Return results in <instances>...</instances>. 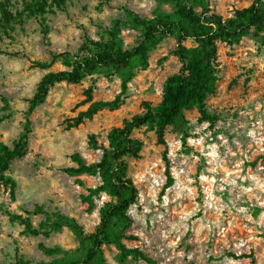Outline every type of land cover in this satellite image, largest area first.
Here are the masks:
<instances>
[{"label": "rangeland", "instance_id": "374dc122", "mask_svg": "<svg viewBox=\"0 0 264 264\" xmlns=\"http://www.w3.org/2000/svg\"><path fill=\"white\" fill-rule=\"evenodd\" d=\"M208 1L222 17L250 3ZM123 7L149 16L154 2L73 0L66 10L47 17L46 34L40 21L32 18L16 29L12 40H0V97L12 109L11 116L0 123V141L10 145L16 138L41 76L62 68L53 63L42 69L33 62H49L53 53L73 52L83 32L95 38L96 25H108L112 18L122 16ZM121 35L125 45L136 38V32L129 29ZM176 44L173 37H167L151 51L147 68L129 83L118 108L102 109L76 126H72L73 118L90 100L118 94L119 79L92 75L77 83L56 82L49 88L45 101L30 116L32 132L26 153L6 172L17 183L14 200L0 181V264H14L16 253L34 261L48 259L38 249L39 242L76 246L66 229L47 237L23 234L22 226L10 222L1 209L26 216L34 204H43L47 210L58 207L87 232L94 230L99 221L97 207L108 197H95L96 205L89 209L80 198L85 190L77 177L62 168L74 165L73 152L86 162L98 160L101 150L87 147L89 134H96L98 143L106 145L111 126L142 111L143 101L160 100L164 80L179 68L171 54ZM217 64L219 80L207 98L212 121H199L196 109L186 110L185 121L167 127L164 144L144 127L133 132L142 148L137 158L126 157L128 176L138 192L128 211L132 224L124 242L140 248L156 264H264V46L259 47L250 34L232 46L219 43ZM78 178L86 186L100 182L97 176ZM29 218L36 225L43 215ZM103 250L106 264H118L113 245Z\"/></svg>", "mask_w": 264, "mask_h": 264}, {"label": "trees", "instance_id": "16d2710c", "mask_svg": "<svg viewBox=\"0 0 264 264\" xmlns=\"http://www.w3.org/2000/svg\"><path fill=\"white\" fill-rule=\"evenodd\" d=\"M73 0H0V40L14 38V32L29 19H37L43 33L49 30L45 23L49 15L64 11ZM154 7L149 16L123 7L122 16L111 19L108 25H96V37L83 32L81 41L73 52L53 53L49 62L35 61L39 68L59 63L62 68L49 70L39 79L34 93L28 99L23 111L20 130L12 143L0 141V181L9 188L14 200L16 181L6 172L10 164L21 158L27 151L32 132L31 114L46 99L49 88L56 82L77 83L87 76L97 75L111 81L119 79L120 91L112 99L90 100L91 89H87L88 106L73 118L72 126L91 119L102 109L114 110L120 106L129 83L136 74L145 70L149 56L167 37H173L177 44L171 51L179 68L163 82L161 98L157 102L143 101V110L124 118L119 126L106 131V145L98 143L97 135L87 138L89 149L101 150L98 160L86 162L78 153L71 154L74 165L62 168L85 192L80 198L92 209L94 198L105 195L107 200L97 207L99 221L94 230L87 232L74 217L64 214L58 207L45 209L43 204H34L26 210V216L1 209L10 222L22 226L26 235L49 236L66 229L76 241L73 248L58 244L38 243V249L48 259L34 261L16 253L14 264H106L103 246L113 245L116 249L114 260L118 264L129 261H144L156 264L155 260L138 247H129L124 239L132 224L128 213L136 203L137 188L128 176L126 157L137 158L142 142L133 135L144 127L153 131L157 140L164 144L169 126L185 121V111L196 109L199 121L210 122L213 115L207 108V98L216 90L219 80L217 49L219 43L232 46L247 35H252L259 47L264 46V0H250L249 5L235 9L231 15L222 17L210 8L208 0H153ZM136 32V38L125 45L122 30ZM187 40L191 45H186ZM0 123L8 119L12 109L5 97H0ZM97 176L99 184L86 186L80 175ZM170 182V181H169ZM43 215L35 225L29 215ZM252 262H254L252 260Z\"/></svg>", "mask_w": 264, "mask_h": 264}, {"label": "built area", "instance_id": "2783aa9c", "mask_svg": "<svg viewBox=\"0 0 264 264\" xmlns=\"http://www.w3.org/2000/svg\"><path fill=\"white\" fill-rule=\"evenodd\" d=\"M176 142H180V141L178 140V141H176ZM179 145H180V143H179ZM171 155H173V153H172V151H169V159H170V163L173 162V159H172ZM157 184H159L158 181H157Z\"/></svg>", "mask_w": 264, "mask_h": 264}]
</instances>
